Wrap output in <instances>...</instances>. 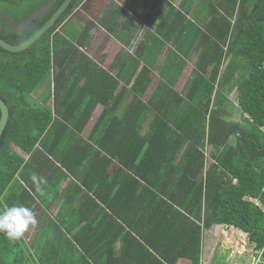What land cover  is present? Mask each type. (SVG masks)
Listing matches in <instances>:
<instances>
[{
	"label": "trees",
	"instance_id": "1",
	"mask_svg": "<svg viewBox=\"0 0 264 264\" xmlns=\"http://www.w3.org/2000/svg\"><path fill=\"white\" fill-rule=\"evenodd\" d=\"M64 1L0 0V38L25 42ZM162 1L144 0L137 15L152 27ZM118 3L73 0L26 50L0 47V98L9 107L0 212L23 205L38 220L31 243L0 232V264H204L207 231L217 225L247 234L256 264H264V0H197L193 12L170 4L135 54L106 69L87 45L98 24L114 34L131 30L120 17L135 18ZM78 9L92 15L84 25L73 16ZM175 36L181 43L173 41L162 82L145 102L140 94ZM195 43L197 67L184 97L175 85ZM236 76L240 120L226 118ZM51 82L53 108L36 98ZM99 104L103 112L83 135Z\"/></svg>",
	"mask_w": 264,
	"mask_h": 264
},
{
	"label": "crops",
	"instance_id": "2",
	"mask_svg": "<svg viewBox=\"0 0 264 264\" xmlns=\"http://www.w3.org/2000/svg\"><path fill=\"white\" fill-rule=\"evenodd\" d=\"M116 1H117V3L119 2L118 4L123 6V9L128 14H130L132 17L135 18L134 21L131 19L128 20L127 14L126 15L123 14V16L120 17L121 22H124L125 19H127V21H129L132 24L131 30L127 33V31L117 29L116 32H118V34L117 33L114 34L113 32H110L108 29H106L101 24H98L97 27L94 28L93 31L91 32V37H90L89 43L87 45V52H88L89 56L91 58H93L97 63H100L102 65V67H105L106 69H110L111 66L112 67L114 66L113 67L114 69H116L117 67L119 68V66L123 65L124 60H127L130 55L135 54L138 45L144 40V35L155 32V28L159 24L160 19L164 16V11L168 9V6H170V4L173 5L174 7H176L178 10H181V12H185L184 9H185V7H187V5H188L189 12H193L197 8V0H191L190 3H188L190 0H166L167 2L162 1V2H160L161 8H162V10H160V12H162L161 18L157 17L155 22H153L154 25L152 27H150L145 22L144 15L138 16L136 13L138 8H145V7H143V1L144 0H116ZM126 1H127V3H124ZM149 1H153V0H149ZM95 7L96 6H91L90 10L93 11ZM103 8H104V6H103ZM148 8L149 7H147L145 9L144 13H146L148 11ZM134 9H135V11H133ZM140 11L142 12L143 9H140ZM73 16L82 25L86 24L92 18L91 14L88 15V14L84 13V11L81 9L76 10V12L74 13ZM187 16L189 18H191L190 15H187ZM75 24L77 26V23H75ZM135 24H137V25H135ZM180 40L181 39L177 36L171 38L168 41L166 40V43L164 44L162 52L160 53L155 66L153 67V73L151 75V81H150L147 89L145 90V92L140 94V98L143 101L147 102L151 98V96L153 95V93L155 92L157 87L161 84V82H162L161 75H160L161 67L167 58L169 49L174 48L173 41L179 42ZM180 43H181V41H180ZM189 50H190V53L192 54V56L191 55L189 56L187 66L184 68V71L182 72V74L177 79V82L175 85L176 91L180 94V96H184V97L189 92L188 87L191 85L190 82L192 83V78L194 76L193 71L197 67L196 66V62H197V46H196V43L193 45V47L189 48ZM116 61H117V63H115ZM227 63L223 64L222 69H225ZM142 66H143V62L140 63L136 72H138L142 68ZM117 72H118V70L115 71V74ZM133 82L134 81H131V83L128 85V87H130L133 84ZM123 86H124V83L120 82L118 89H117V93L119 91H121ZM52 87H53L52 82L50 83V85L46 84L44 86V88L39 92V95L36 97V98H39L41 103L45 102L47 104V106L50 108H53V92H52L53 88ZM153 87H154V89H153ZM49 89L52 92L50 95L51 97H48ZM146 94H148L147 99L144 98V96ZM44 96H45V98H47V100L43 101L42 99ZM131 97L132 98H130L127 102L129 104H131V102L133 100V96H131ZM231 100L234 104L233 116L232 117L226 116V118L227 119H236L235 114L238 113L239 117H240L241 116V109H240V106L238 104V101L236 102L233 99H231ZM103 109H104V106L102 104H99L96 107L85 131L83 132V135L89 134L92 127L95 125L97 119L100 117L101 113L103 112ZM122 111L125 112V110H122ZM152 118H153V115H151L150 117L147 118V121L144 125V129H146V127L148 129ZM246 122L249 124V121H246ZM91 125H92V127H91ZM90 127H91V129L88 130V128H90ZM144 129H143V131H144ZM208 146H211V145L207 144V146L205 148V153L207 155V161L205 164V173L207 172V169L210 166V164H208L209 155L206 152V149ZM65 181H63V183ZM63 183L60 185V188L62 190L64 189ZM35 235H36V233H35ZM35 235H34V237H35ZM212 252H213V248L211 246L207 247V245L204 243L203 256H202L203 261L202 262H204V257H205V259H207V258L212 259ZM218 253H220V252L218 251ZM215 258H217V256L214 257L211 262L216 263V261H218V260H215V262H214ZM185 261L186 260H180L176 264H182V262H185ZM213 263H209V264H213Z\"/></svg>",
	"mask_w": 264,
	"mask_h": 264
},
{
	"label": "rangeland",
	"instance_id": "3",
	"mask_svg": "<svg viewBox=\"0 0 264 264\" xmlns=\"http://www.w3.org/2000/svg\"><path fill=\"white\" fill-rule=\"evenodd\" d=\"M237 81H238V76L235 77V79L231 82V84L229 85L226 91V94L228 95V97L230 99H233L236 102L238 99V92L236 88ZM49 95H51L50 89H49ZM144 98L147 99L148 94H146ZM235 117L236 119L240 120L238 113L235 114ZM91 127L88 128V130H90ZM210 151H211V146H208L206 149V152L209 155L208 164H211L212 162L210 159ZM70 180H71L70 177L67 178V180L63 183V186H64L63 188L66 187V185L68 184ZM62 196H63L62 197L63 199L60 202H58L52 209L51 211L52 216H55L57 214L60 208V205L62 204L65 198V194H62ZM37 228H38V220H37L36 225L31 226L29 230L24 234L26 241H28L29 243L32 242L33 237L37 231ZM207 233H208V236H207L208 239H206L205 244L207 245V247L211 246L213 248L212 259L217 256V258L214 259V262L215 260H218V261H216V263H213L211 262L212 259L210 258L205 259L204 257V262H203L204 264H209V263H213V264H252L253 263V264H256V262H258L259 259H258L257 253L254 252L253 250L254 247L249 242L247 234L241 232L239 229L233 226L222 227V226L217 225V226H214L212 229L208 230ZM218 251L220 253H218Z\"/></svg>",
	"mask_w": 264,
	"mask_h": 264
},
{
	"label": "clouds",
	"instance_id": "4",
	"mask_svg": "<svg viewBox=\"0 0 264 264\" xmlns=\"http://www.w3.org/2000/svg\"><path fill=\"white\" fill-rule=\"evenodd\" d=\"M31 179L39 190L41 179L35 173L32 174ZM36 223L35 213L23 205L12 206L0 212V232H4L12 240L23 237L29 228L35 226Z\"/></svg>",
	"mask_w": 264,
	"mask_h": 264
},
{
	"label": "water",
	"instance_id": "5",
	"mask_svg": "<svg viewBox=\"0 0 264 264\" xmlns=\"http://www.w3.org/2000/svg\"><path fill=\"white\" fill-rule=\"evenodd\" d=\"M73 0H65L62 5L58 8V10L53 14V16L28 40L25 42L13 45L4 39L0 38V47L9 51V52H21L32 46L39 38L43 36V34L48 31L51 27H53L56 21L60 18V16L65 12L68 6L71 4ZM0 110H1V119H0V138L8 124L9 120V107L6 102L0 98Z\"/></svg>",
	"mask_w": 264,
	"mask_h": 264
}]
</instances>
